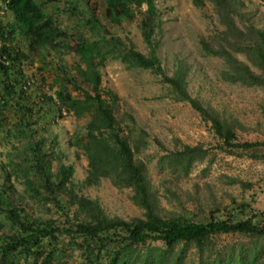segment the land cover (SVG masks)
I'll return each instance as SVG.
<instances>
[{"label":"trees","instance_id":"obj_1","mask_svg":"<svg viewBox=\"0 0 264 264\" xmlns=\"http://www.w3.org/2000/svg\"><path fill=\"white\" fill-rule=\"evenodd\" d=\"M57 1L7 2L6 8L12 20L3 27L6 35L0 36L1 107L7 106L16 87L19 88L15 95L18 99L23 93L20 84L22 70L17 64L27 60L29 54L47 48L56 51L60 45L58 41L66 38V33L57 27L52 18L53 11L44 9V6L54 5ZM82 1L92 27L98 24L94 13L97 4L106 23L111 25L131 21L134 11H139L141 5H145L138 28L149 54L144 56L131 43L125 45L110 36L106 41L101 37L92 41L82 39L73 46H65L83 60L84 68H76L77 77L91 84L95 93L90 95L84 92L80 98H75L57 90L53 93L54 98L44 96L42 101L45 108L50 106L46 109L48 115L64 110L75 119L86 120L83 136L74 137L70 142L86 158L85 176L80 183H73L70 165H58L51 173L43 139L38 138L31 148V169L40 182L36 186L30 181L28 170L24 171L27 176L23 182L31 201L43 202L41 190L57 209L73 207V222L64 227L56 226L49 220L32 218L31 213L27 217L24 211L18 212L10 205L3 186L0 190V213L10 221L14 231L0 236V264H63L60 261L62 252L54 246L60 239L81 250L88 262L94 264H185V250L189 247L196 253V262L188 264H264V211L249 210L246 213L247 205H244L239 208L242 213L240 218L231 214L218 218L215 215L224 214V210L213 207L201 222H194L184 215L162 217L156 212L146 166L136 157L148 146V137L135 127L127 113L121 118L114 115L117 96L110 89L100 86V69L104 61L112 59L128 68L149 70L158 76L170 100L185 102L202 121L209 124V129L219 142V151L230 155L238 151V155L248 159L264 160V140L239 142L234 130L239 125L235 120L220 117L213 109L192 98L186 89L184 64H178L172 75L164 73L153 53L157 45L154 30L158 32L160 22L152 0ZM238 1L210 0L219 28L212 31L209 40L200 39L198 43L204 55L221 60L223 68L219 77L222 81L264 89V29L255 27L250 19L244 17L235 20V15L237 19L240 17L236 8ZM259 1L264 3V0ZM191 3L197 9L204 7L203 0H191ZM14 38L24 43L25 50L10 46ZM237 54L243 55L246 63L238 60ZM14 65L16 69H13ZM60 72H63L62 68ZM21 110L28 112L24 105ZM260 111L264 114V105ZM22 121L25 123V120ZM152 143L162 149L156 140ZM164 153L159 162L170 175L181 176H186L192 164L202 160L206 154L201 146L180 143L171 151L164 150ZM54 157L56 159L57 156ZM102 179H107L114 187L129 188L132 202L143 210V218L129 221L108 218L97 201L75 192L97 186ZM60 196L64 200L61 201ZM221 236L238 240L217 246V239ZM151 244L160 246L150 247ZM44 245L51 247L44 252Z\"/></svg>","mask_w":264,"mask_h":264},{"label":"rangeland","instance_id":"obj_2","mask_svg":"<svg viewBox=\"0 0 264 264\" xmlns=\"http://www.w3.org/2000/svg\"><path fill=\"white\" fill-rule=\"evenodd\" d=\"M152 2L160 22L158 32L154 30L157 45L153 53L164 73L172 75L178 64H184L186 89L192 98L213 109L220 117L235 120L239 125L234 129L239 142L264 140V114L260 111L264 105V89L222 81L219 77L223 68L221 60L204 55L200 49L198 41L209 40L212 31L219 28L210 0H203L202 9L194 7L191 0ZM238 2L236 8L240 17L237 19L235 15V20L244 17L250 19L255 27L264 29V3L259 0ZM44 9L53 11L52 18L57 27L66 33V38L58 41L60 45L56 51L47 48L29 54L27 60L17 64L22 70L20 84L23 93L18 99L15 95L19 88L16 87L7 106H0V190L5 186V198L15 210L24 211L27 217L31 213L32 218L68 227L73 222L74 208L57 209L41 190L43 202L31 201L24 188L23 181L27 176L24 171L28 170V179L37 186L40 178L31 169V148L35 140L42 138L51 173L58 165H70L73 169L71 181L80 183L85 176L87 161L82 151L71 146L70 142L74 137L83 136L86 120L75 119L64 110L48 115L46 109L50 106L45 108L42 98H54L53 93L57 90L75 98H80L84 92L95 93L91 84L77 77L76 68H84L83 60L65 47L80 43L82 39L92 41L101 37L105 40L110 36L125 45L131 43L137 52L147 56L149 49L143 44L138 28L145 5L134 11L131 21L111 25L106 23L97 4L94 13L98 24L94 27L90 25L82 0H58L54 5L44 6ZM10 46L25 50L24 43L19 39L14 38ZM235 56L246 63L243 55ZM16 68L14 65L13 69ZM61 68L64 74L60 72ZM100 73V86L110 89L117 96L114 115L121 118L127 113L135 127L148 137V146L136 157L146 166L155 210L160 216L184 215L194 222H201L213 207L224 210L223 215H215L218 218H223L225 214L240 218L242 213L239 208L244 205H247L246 213L249 210L264 211V160L248 159L238 155V151L232 155L219 151V142L209 124L202 121L185 102L170 100L165 85L149 70L128 68L118 60L107 59ZM22 105L28 108V112L21 110ZM24 124L27 126L23 127ZM153 140L162 149L152 143ZM179 143L201 146L206 152L202 160L192 164L186 176L170 175L159 162L165 154L164 150L171 151ZM53 155L58 158L53 159ZM75 192L97 201L108 218L124 221L143 218V210L131 200V190L114 187L107 179L100 180L97 186ZM59 199L62 201L64 197ZM13 231L10 221L0 213V236ZM234 240L238 239L221 236L217 239V246ZM54 246L61 250L60 261L63 264H94L65 239H60ZM50 247L44 245V252ZM184 262H196L193 248L185 250Z\"/></svg>","mask_w":264,"mask_h":264},{"label":"built area","instance_id":"obj_3","mask_svg":"<svg viewBox=\"0 0 264 264\" xmlns=\"http://www.w3.org/2000/svg\"><path fill=\"white\" fill-rule=\"evenodd\" d=\"M8 1L9 0H0V36L2 37L6 35V29L3 28L7 24L6 20H10V13L6 8V4ZM4 44L6 45V43Z\"/></svg>","mask_w":264,"mask_h":264},{"label":"clouds","instance_id":"obj_4","mask_svg":"<svg viewBox=\"0 0 264 264\" xmlns=\"http://www.w3.org/2000/svg\"><path fill=\"white\" fill-rule=\"evenodd\" d=\"M10 13V12H9ZM12 20V16H11V13H10V21Z\"/></svg>","mask_w":264,"mask_h":264}]
</instances>
